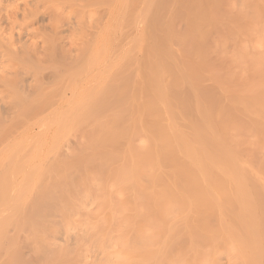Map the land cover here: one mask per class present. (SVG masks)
Segmentation results:
<instances>
[{
	"label": "bare ground",
	"instance_id": "obj_1",
	"mask_svg": "<svg viewBox=\"0 0 264 264\" xmlns=\"http://www.w3.org/2000/svg\"><path fill=\"white\" fill-rule=\"evenodd\" d=\"M43 1L0 0L2 81ZM46 2L106 17L59 105L0 90V264H264V0Z\"/></svg>",
	"mask_w": 264,
	"mask_h": 264
},
{
	"label": "rangeland",
	"instance_id": "obj_2",
	"mask_svg": "<svg viewBox=\"0 0 264 264\" xmlns=\"http://www.w3.org/2000/svg\"><path fill=\"white\" fill-rule=\"evenodd\" d=\"M105 7H106V4L98 3L96 6L93 7L92 10L86 11L84 14H79L81 18L79 19L78 14L74 12H69L66 6H64L63 10L59 12L60 14H58V12L54 13L51 7L48 6L46 0H44L43 1V15L45 19L43 20V23L41 24L39 23V25H41L40 28H41V31H43L42 32L43 35L41 36L40 41L35 40L36 43L32 45L42 50V55L40 56L41 59H39L40 62L37 61L35 58H33L32 57L33 55L31 54L32 55L31 57L35 59L36 62H39L38 65L40 64L41 66L40 65L37 66L36 62L34 64V60L33 59L31 60L29 58L27 59L29 61L27 63V66H30V67H27V68H32V69L27 70V68H24V66L19 67L16 59L12 57L11 66L8 68V72H7L8 76L10 75L9 78L11 80H9L8 77H6V79L8 78L7 82L6 80H4L5 81L4 82L2 81V79H0L1 80L0 90L3 91L2 89L5 90V87L6 89L7 88L9 89L10 87V90L12 91V88L16 86L17 84H19L22 88L23 87L25 89L28 88V90L26 89L27 91L29 90L31 91L32 89H29L28 82L30 81L31 83L32 76L35 73L39 74V75L35 74L38 76L37 79L40 80V81L38 80L39 83L40 82L45 83L47 81L59 83L60 78L62 76H65L67 79H64L62 82H64L68 86H66L65 88L63 83H61V88L57 92L56 100H55V105L57 106L59 105V102H60L59 93H62V91L64 90L63 93L66 94V96H69L71 90L73 89L71 86L73 79H75L73 77L75 76V74L81 71L82 72L81 75L83 76L81 75L77 76V78L82 79L80 81V84L77 87L78 89H80L81 82L88 80L86 78H89V76L92 73L93 68L91 70L84 71L83 68L85 67V65H87V63L86 61L83 60V57L85 56V54H87L91 50V43L93 42V34L96 29H99V26L102 25L106 17ZM0 23H1L0 26H3V22H0ZM3 27H6V25H4ZM16 29L18 28H15V30ZM117 29L119 28H115L114 32L112 33V36L116 38H114V40L110 39L113 43L117 42L118 39L127 32L126 31L124 33V29L123 30L122 29L117 30ZM22 37L24 36H21V38ZM22 40L24 41L22 42L25 43L26 39L24 38ZM31 40H28L26 43L29 44ZM42 46L43 48H41ZM108 51L111 52L112 48H109ZM27 60H24V61H27ZM88 65H91L90 62ZM97 66H98L97 70H102L105 67V64L104 62H101ZM36 70L39 72L41 71V72L39 73ZM40 75L41 77L43 76L42 80L45 82L41 81V78H39ZM12 76L14 77V79L17 76L16 79L17 78L19 79V83L17 82V80L14 81ZM14 82H17V83L15 84ZM30 87L32 86L30 85ZM15 89H19V88L16 86ZM5 95H3L4 98L5 97L7 98L8 95L7 96ZM0 100H1L0 108L2 111V115L4 116L6 113H8L10 105H9V102L4 101L5 102L4 103L3 102L4 99L3 100L0 99ZM16 121L17 120L13 121L11 124L12 131L18 129L19 127V124ZM35 130L36 129H33L31 131H35Z\"/></svg>",
	"mask_w": 264,
	"mask_h": 264
}]
</instances>
